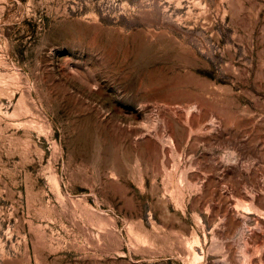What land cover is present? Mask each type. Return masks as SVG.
<instances>
[{"label":"rangeland","instance_id":"rangeland-1","mask_svg":"<svg viewBox=\"0 0 264 264\" xmlns=\"http://www.w3.org/2000/svg\"><path fill=\"white\" fill-rule=\"evenodd\" d=\"M0 264H264V0H0Z\"/></svg>","mask_w":264,"mask_h":264}]
</instances>
